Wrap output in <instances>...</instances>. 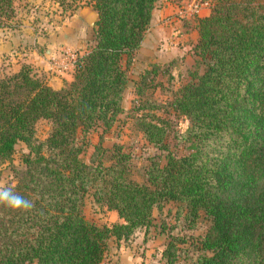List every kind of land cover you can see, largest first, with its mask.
<instances>
[{
  "label": "trees",
  "instance_id": "1",
  "mask_svg": "<svg viewBox=\"0 0 264 264\" xmlns=\"http://www.w3.org/2000/svg\"><path fill=\"white\" fill-rule=\"evenodd\" d=\"M157 0H57L91 7L92 43L77 54L69 79L54 88L29 63L0 75V169L11 166L14 146L22 167L9 189L29 202H0V264H99L108 241L128 239L147 227L153 207L176 203L173 217L184 228L207 220L193 240L190 264H264V0H207L209 11L194 16L192 53L202 70L172 92L171 111L184 118L176 133L182 154L149 159L141 180L132 176L128 152L112 143L80 154L84 134L109 129L124 111L127 65L139 47ZM13 13L0 0V16ZM122 55L124 60L122 61ZM157 66L138 73L132 88L142 95L154 86ZM158 103L132 106L134 125L149 144H160L167 120ZM38 119L49 128L34 136ZM115 210L121 221L98 224L82 212V198ZM181 235H169L160 251L173 264Z\"/></svg>",
  "mask_w": 264,
  "mask_h": 264
},
{
  "label": "rangeland",
  "instance_id": "2",
  "mask_svg": "<svg viewBox=\"0 0 264 264\" xmlns=\"http://www.w3.org/2000/svg\"><path fill=\"white\" fill-rule=\"evenodd\" d=\"M12 7L13 13L9 18L0 16V35L5 31H10L19 38L23 37L24 27H29L31 31H36L39 34L44 33L51 23L66 18L68 13L75 11L78 6L71 9V6L58 4L57 0H12ZM177 13L180 16H185L179 11ZM179 42L178 44H180ZM146 49L144 47L139 51L142 52L141 57L146 56L144 61L141 62L138 58L134 60V63L132 61L127 65L129 79L122 99L124 111L120 113L109 129L103 130L100 124L89 129L84 134L86 143L80 154L84 160H87L94 145L100 143L106 149L103 152V159L108 162L112 143H118L122 150L129 153L133 167L132 176L139 181L149 159L162 163L166 152L179 155L187 151L185 142L179 140L176 135L186 121L182 116H176L171 111L168 102L174 89L187 81L192 71L197 69L200 72L202 70L199 59L190 48H183L173 53L167 52L164 48L149 51ZM82 51H77V53ZM133 56H135L134 52ZM124 57L122 55V61ZM152 65L157 66L158 69L154 77V86L146 89L142 95L135 94L132 85L137 79L138 73ZM7 66L6 62L0 59V75L11 72ZM70 71L72 72V70ZM145 98L160 104L155 113L164 117L168 122L165 136L160 144H149L134 125L136 112L132 111V105ZM48 128L46 120L38 119L34 124V136L37 139H43ZM23 151H26L24 144L18 142L14 146L13 167L5 166L0 169V188L14 183L16 170L18 171L22 167L19 155ZM175 207L176 203L172 201L153 207L147 227L135 229L126 240L115 241L111 238L99 264H164L160 258V251L169 235H181L184 238V241L179 244V253L173 264H190L192 257L197 252L195 244H193V237L204 231L207 220L201 216L194 227L184 228L173 217ZM82 212L86 218L98 224L121 221L115 210L95 203L88 193H85L82 198Z\"/></svg>",
  "mask_w": 264,
  "mask_h": 264
},
{
  "label": "crops",
  "instance_id": "3",
  "mask_svg": "<svg viewBox=\"0 0 264 264\" xmlns=\"http://www.w3.org/2000/svg\"><path fill=\"white\" fill-rule=\"evenodd\" d=\"M190 0H157L151 11L149 23L145 29L139 47L134 51L131 62L138 59L142 62L141 48L162 50L173 53L183 48H190L196 42L197 30L193 15L204 16L209 7H201L196 14L178 15L181 6L188 5ZM95 11L87 6H78L75 11L68 13L39 34L24 27L23 37H17L10 31L0 35V59L4 60L11 71L16 70L22 63H29L34 71L42 76L47 84L54 88L62 85L64 79L70 78L71 71H55L52 66V57L58 53L60 46L76 51H82L92 43L93 23ZM34 29V28H33ZM187 40V42H184ZM178 41H180L178 44ZM145 51V49H142Z\"/></svg>",
  "mask_w": 264,
  "mask_h": 264
},
{
  "label": "built area",
  "instance_id": "4",
  "mask_svg": "<svg viewBox=\"0 0 264 264\" xmlns=\"http://www.w3.org/2000/svg\"><path fill=\"white\" fill-rule=\"evenodd\" d=\"M203 6H208L207 0H190L188 5L180 7L179 13L182 15L197 13ZM77 54L79 53L74 49L60 46L58 53L52 57L54 70L58 72L72 70Z\"/></svg>",
  "mask_w": 264,
  "mask_h": 264
},
{
  "label": "clouds",
  "instance_id": "5",
  "mask_svg": "<svg viewBox=\"0 0 264 264\" xmlns=\"http://www.w3.org/2000/svg\"><path fill=\"white\" fill-rule=\"evenodd\" d=\"M0 202H7L12 207H28L29 202L9 189L0 190Z\"/></svg>",
  "mask_w": 264,
  "mask_h": 264
}]
</instances>
